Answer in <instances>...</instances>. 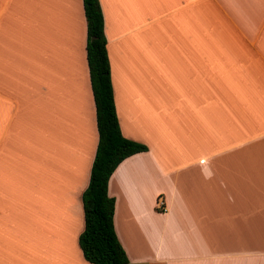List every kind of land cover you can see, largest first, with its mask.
I'll use <instances>...</instances> for the list:
<instances>
[{
    "label": "crops",
    "instance_id": "0c3cea01",
    "mask_svg": "<svg viewBox=\"0 0 264 264\" xmlns=\"http://www.w3.org/2000/svg\"><path fill=\"white\" fill-rule=\"evenodd\" d=\"M98 4L119 132L146 147L107 182L127 264H264V0ZM85 42L82 0H0V264H90Z\"/></svg>",
    "mask_w": 264,
    "mask_h": 264
},
{
    "label": "trees",
    "instance_id": "16d2710c",
    "mask_svg": "<svg viewBox=\"0 0 264 264\" xmlns=\"http://www.w3.org/2000/svg\"><path fill=\"white\" fill-rule=\"evenodd\" d=\"M86 26L85 59L92 94L97 144L87 187L81 194L83 230L78 247L90 264H127L113 228L114 200L107 195V182L124 159L146 147L123 138L112 99L109 67L98 0H82Z\"/></svg>",
    "mask_w": 264,
    "mask_h": 264
},
{
    "label": "built area",
    "instance_id": "2783aa9c",
    "mask_svg": "<svg viewBox=\"0 0 264 264\" xmlns=\"http://www.w3.org/2000/svg\"><path fill=\"white\" fill-rule=\"evenodd\" d=\"M158 202L161 204L160 199H158ZM161 210H164V208H160Z\"/></svg>",
    "mask_w": 264,
    "mask_h": 264
}]
</instances>
